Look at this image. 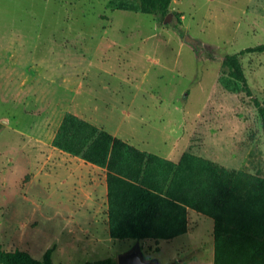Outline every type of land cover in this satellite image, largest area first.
Wrapping results in <instances>:
<instances>
[{
	"label": "rangeland",
	"instance_id": "rangeland-1",
	"mask_svg": "<svg viewBox=\"0 0 264 264\" xmlns=\"http://www.w3.org/2000/svg\"><path fill=\"white\" fill-rule=\"evenodd\" d=\"M138 4L0 0L3 248L38 259L54 248V264H117L135 247L161 264H214V221L193 209L187 233L140 242L103 228L93 234L73 212L59 213L52 192L64 169L92 167L52 145L77 105L142 150L163 156L181 138L177 155L264 177V122L254 101L264 103V52L240 57L252 95L223 65L226 55L264 44V0H173L168 21ZM187 33L215 55L198 58L184 43Z\"/></svg>",
	"mask_w": 264,
	"mask_h": 264
},
{
	"label": "trees",
	"instance_id": "trees-1",
	"mask_svg": "<svg viewBox=\"0 0 264 264\" xmlns=\"http://www.w3.org/2000/svg\"><path fill=\"white\" fill-rule=\"evenodd\" d=\"M160 20L173 0H137ZM179 20L180 17H178ZM264 52V44L224 57L229 75L252 95L240 57ZM264 122V103L254 98ZM52 145L107 169L110 235L113 239L172 240L188 232V209L214 221V264H264V177L233 171L185 152L176 163L114 136L67 112ZM54 248L42 259L0 245V264H54ZM87 264H116L112 258Z\"/></svg>",
	"mask_w": 264,
	"mask_h": 264
},
{
	"label": "crops",
	"instance_id": "crops-1",
	"mask_svg": "<svg viewBox=\"0 0 264 264\" xmlns=\"http://www.w3.org/2000/svg\"><path fill=\"white\" fill-rule=\"evenodd\" d=\"M132 76H136L144 79L146 73H144V75L141 76L139 74H136V72H134ZM72 109L74 108H71L70 110L71 113L92 122V120H89L87 117L80 114V112L86 113L85 111L86 109H83L78 105L77 108H75L74 110ZM93 124L95 123L93 122ZM54 136L52 137V140ZM179 140L180 141H175L172 144V147L167 152V154H164L162 157L178 163L184 154V152L179 155H177L178 153H176V151H178L179 148L178 146L180 145L181 138ZM125 141L131 143L129 140H125ZM66 154L72 157L79 158L83 162H85L86 164L92 167H90L91 169H85V170L73 169V171L72 169H64L66 171L65 173L66 178L62 179L60 181L61 184L58 185L56 190L52 192L53 203L58 207L59 213L65 214L66 213L65 209H67L68 213L73 212V214L77 216V221H82V220L86 221L89 225V232H92L93 234H97V232L101 231L103 228L104 231L110 234L107 169L86 162L80 157L73 156L69 153ZM74 173L79 174L80 177L79 178L76 177V179L73 178L72 176ZM71 206H74L73 210H71ZM189 210L190 208L188 209V220H190Z\"/></svg>",
	"mask_w": 264,
	"mask_h": 264
},
{
	"label": "water",
	"instance_id": "water-1",
	"mask_svg": "<svg viewBox=\"0 0 264 264\" xmlns=\"http://www.w3.org/2000/svg\"><path fill=\"white\" fill-rule=\"evenodd\" d=\"M169 19L170 15H168L166 21H168ZM184 43L190 45L194 49L198 58H209L215 55V53L213 52H206L205 49H208V46L201 41L193 38L188 33L185 34ZM136 248L138 247H135L134 250L120 255L117 264H161L158 260H146L143 257L142 251L139 249L138 251Z\"/></svg>",
	"mask_w": 264,
	"mask_h": 264
},
{
	"label": "flooded vegetation",
	"instance_id": "flooded-vegetation-1",
	"mask_svg": "<svg viewBox=\"0 0 264 264\" xmlns=\"http://www.w3.org/2000/svg\"><path fill=\"white\" fill-rule=\"evenodd\" d=\"M139 251V250H138Z\"/></svg>",
	"mask_w": 264,
	"mask_h": 264
}]
</instances>
